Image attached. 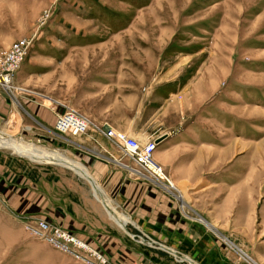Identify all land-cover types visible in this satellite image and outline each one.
Masks as SVG:
<instances>
[{"label":"rangeland","instance_id":"1","mask_svg":"<svg viewBox=\"0 0 264 264\" xmlns=\"http://www.w3.org/2000/svg\"><path fill=\"white\" fill-rule=\"evenodd\" d=\"M18 39L27 45L11 68ZM7 71L14 86L0 82V92L19 109L20 95L34 94L54 115L65 106L85 114L83 133L110 125L140 142L170 129L167 121L192 133V147L229 157L228 168L215 166L229 182L212 198L238 189L264 243V0H0V81ZM18 125L4 121L0 133L47 150L65 152L76 135L53 125L39 138ZM13 137L0 145V264H102L94 245L74 234L95 250L57 247L48 230H36L50 221L10 203L16 161L54 163L25 155Z\"/></svg>","mask_w":264,"mask_h":264},{"label":"crops","instance_id":"2","mask_svg":"<svg viewBox=\"0 0 264 264\" xmlns=\"http://www.w3.org/2000/svg\"><path fill=\"white\" fill-rule=\"evenodd\" d=\"M1 91L0 123L24 122L27 130H38L33 133L39 138L54 132L55 115L36 95H20L19 109L7 91ZM161 106L167 113L177 105ZM165 122L170 129L139 138L164 134L153 158L168 172L173 184L169 189L135 174L132 159L103 131L73 135V144L63 146L65 152L21 142L4 132L36 160L56 163L24 168L16 161L10 203L78 235L103 251L109 264H264L262 229L248 226L251 215L241 206L238 189L234 197L212 198L229 182L215 171V166L228 168L229 157L218 153L215 158L207 147H192L197 146L192 133L175 131ZM6 134L1 131L0 145H5L1 140Z\"/></svg>","mask_w":264,"mask_h":264},{"label":"built area","instance_id":"3","mask_svg":"<svg viewBox=\"0 0 264 264\" xmlns=\"http://www.w3.org/2000/svg\"><path fill=\"white\" fill-rule=\"evenodd\" d=\"M26 45L27 41L25 39H18L13 42L9 48L11 49V51H9L11 52L9 53L11 55L6 58V61L9 63V67L15 68L18 65L23 55V48ZM2 80L3 81L0 82L6 87L14 86L13 83H11V75L9 71L2 75ZM54 126L63 134H79L85 132L89 127H91V121L85 114L81 113L74 107L65 106L63 111H57L55 113ZM102 131L117 141L125 155L132 159L134 164L131 169L135 174L159 181L166 187L173 186L172 180L169 178L163 166L153 158V151L157 145L155 138H150L147 141L140 142L133 136L114 130V128L110 125H108V127L106 126ZM36 230L37 232L41 231L42 234L48 230L51 241H53L57 247L64 250H69L70 245L84 248L88 251L89 249L92 251L95 250L84 241L76 238L72 232L56 223L41 222L40 225L36 227ZM93 256L96 257L102 264L106 261L100 251L95 250Z\"/></svg>","mask_w":264,"mask_h":264},{"label":"bare ground","instance_id":"4","mask_svg":"<svg viewBox=\"0 0 264 264\" xmlns=\"http://www.w3.org/2000/svg\"><path fill=\"white\" fill-rule=\"evenodd\" d=\"M134 135V134H133ZM156 148V147H155ZM155 150V149H154ZM153 153H154V151H153ZM24 153H22V155H23ZM25 155H28L29 157H31V158H33V159H35V156L34 155H32V154H27V153H25Z\"/></svg>","mask_w":264,"mask_h":264},{"label":"water","instance_id":"5","mask_svg":"<svg viewBox=\"0 0 264 264\" xmlns=\"http://www.w3.org/2000/svg\"><path fill=\"white\" fill-rule=\"evenodd\" d=\"M162 136H164V134L160 135L158 138L160 139ZM158 138L156 139V141L159 140Z\"/></svg>","mask_w":264,"mask_h":264}]
</instances>
